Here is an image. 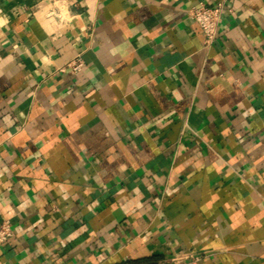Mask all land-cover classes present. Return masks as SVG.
Returning a JSON list of instances; mask_svg holds the SVG:
<instances>
[{
  "label": "crops",
  "instance_id": "obj_1",
  "mask_svg": "<svg viewBox=\"0 0 264 264\" xmlns=\"http://www.w3.org/2000/svg\"><path fill=\"white\" fill-rule=\"evenodd\" d=\"M218 1L0 0V264H264V0L206 45Z\"/></svg>",
  "mask_w": 264,
  "mask_h": 264
},
{
  "label": "built area",
  "instance_id": "obj_2",
  "mask_svg": "<svg viewBox=\"0 0 264 264\" xmlns=\"http://www.w3.org/2000/svg\"><path fill=\"white\" fill-rule=\"evenodd\" d=\"M230 8H227L224 1H218L215 5L210 6L204 3H201L197 6L191 8L189 15L194 18L201 29L204 32V43L210 45L215 40L218 33V24L223 14V11ZM50 13L59 18L62 17L60 10H51ZM85 65L84 59L81 54L78 53L72 59L68 60L65 64L59 67L60 71H66L71 69L74 72L80 71ZM14 234L12 223L9 220L0 221V246L7 242L10 237ZM182 257H173L172 263L165 264H198V257H190L187 263L181 262Z\"/></svg>",
  "mask_w": 264,
  "mask_h": 264
}]
</instances>
